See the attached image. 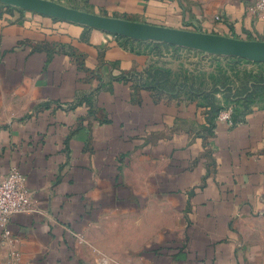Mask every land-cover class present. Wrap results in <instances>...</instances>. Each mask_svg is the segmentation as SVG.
Wrapping results in <instances>:
<instances>
[{"label":"crops","instance_id":"obj_1","mask_svg":"<svg viewBox=\"0 0 264 264\" xmlns=\"http://www.w3.org/2000/svg\"><path fill=\"white\" fill-rule=\"evenodd\" d=\"M54 1L264 41L255 0ZM144 50L0 6V177L21 172L32 202L0 264H264V108L228 124L135 89Z\"/></svg>","mask_w":264,"mask_h":264},{"label":"rangeland","instance_id":"obj_2","mask_svg":"<svg viewBox=\"0 0 264 264\" xmlns=\"http://www.w3.org/2000/svg\"><path fill=\"white\" fill-rule=\"evenodd\" d=\"M0 6L13 7L2 0ZM139 42L145 45L144 66L124 75L133 88L191 102L207 120L218 122L219 114L229 110L234 116L264 108V62L164 42Z\"/></svg>","mask_w":264,"mask_h":264},{"label":"water","instance_id":"obj_3","mask_svg":"<svg viewBox=\"0 0 264 264\" xmlns=\"http://www.w3.org/2000/svg\"><path fill=\"white\" fill-rule=\"evenodd\" d=\"M7 4L82 24L134 40L155 41L204 50L221 55L239 56L264 62V41L243 40L222 35L135 22L105 16L63 5L54 0H2Z\"/></svg>","mask_w":264,"mask_h":264},{"label":"built area","instance_id":"obj_4","mask_svg":"<svg viewBox=\"0 0 264 264\" xmlns=\"http://www.w3.org/2000/svg\"><path fill=\"white\" fill-rule=\"evenodd\" d=\"M254 9L264 13V0H255ZM218 119L228 124L233 123L232 112L220 113ZM31 197L24 185V176L16 169L0 177V228L3 236L10 235L8 227L11 217L15 214L32 210Z\"/></svg>","mask_w":264,"mask_h":264},{"label":"trees","instance_id":"obj_5","mask_svg":"<svg viewBox=\"0 0 264 264\" xmlns=\"http://www.w3.org/2000/svg\"><path fill=\"white\" fill-rule=\"evenodd\" d=\"M233 117V116H232ZM234 118V117H233Z\"/></svg>","mask_w":264,"mask_h":264}]
</instances>
